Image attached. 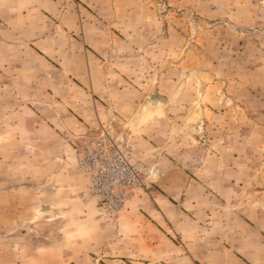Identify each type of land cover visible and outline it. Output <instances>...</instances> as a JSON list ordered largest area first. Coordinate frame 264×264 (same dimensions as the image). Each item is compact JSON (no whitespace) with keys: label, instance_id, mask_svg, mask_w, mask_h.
I'll return each mask as SVG.
<instances>
[{"label":"rangeland","instance_id":"rangeland-1","mask_svg":"<svg viewBox=\"0 0 264 264\" xmlns=\"http://www.w3.org/2000/svg\"><path fill=\"white\" fill-rule=\"evenodd\" d=\"M186 177L264 191V0H0V264Z\"/></svg>","mask_w":264,"mask_h":264},{"label":"crops","instance_id":"crops-1","mask_svg":"<svg viewBox=\"0 0 264 264\" xmlns=\"http://www.w3.org/2000/svg\"><path fill=\"white\" fill-rule=\"evenodd\" d=\"M86 117L73 114L68 118L69 129L81 126L79 123L87 128L95 121ZM238 190L236 187L233 197L231 191L230 201L225 195L222 217L209 209L208 222L201 207L204 191L188 177L178 192L155 198L162 222L155 217V205L145 200L142 205H133L137 202L133 199L116 218L87 209L79 229L56 236L57 244L50 245L48 260L50 264H264V191L245 198ZM67 196L74 198L73 193ZM170 199L178 204L174 206ZM21 247L11 251L16 259L1 264L38 262L36 248L26 260Z\"/></svg>","mask_w":264,"mask_h":264},{"label":"bare ground","instance_id":"bare-ground-1","mask_svg":"<svg viewBox=\"0 0 264 264\" xmlns=\"http://www.w3.org/2000/svg\"><path fill=\"white\" fill-rule=\"evenodd\" d=\"M151 98H152V102H157V101H158V100H157L158 97H156V96H152Z\"/></svg>","mask_w":264,"mask_h":264},{"label":"water","instance_id":"water-1","mask_svg":"<svg viewBox=\"0 0 264 264\" xmlns=\"http://www.w3.org/2000/svg\"><path fill=\"white\" fill-rule=\"evenodd\" d=\"M152 96H156V97L159 98V101H158L157 103H159V102L161 101V98H160L159 96H157V95H152ZM152 96H151V97H152ZM151 97H150V99H151Z\"/></svg>","mask_w":264,"mask_h":264}]
</instances>
